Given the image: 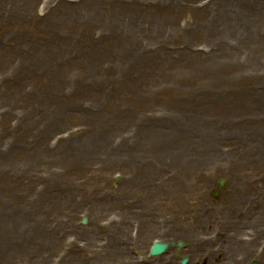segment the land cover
<instances>
[{
    "label": "rangeland",
    "instance_id": "374dc122",
    "mask_svg": "<svg viewBox=\"0 0 264 264\" xmlns=\"http://www.w3.org/2000/svg\"><path fill=\"white\" fill-rule=\"evenodd\" d=\"M235 6L0 0V264H264V0Z\"/></svg>",
    "mask_w": 264,
    "mask_h": 264
},
{
    "label": "bare ground",
    "instance_id": "6f19581e",
    "mask_svg": "<svg viewBox=\"0 0 264 264\" xmlns=\"http://www.w3.org/2000/svg\"><path fill=\"white\" fill-rule=\"evenodd\" d=\"M97 1H99V0H97ZM233 2H234V4L236 5L235 7H237V8H239L240 10H241V7H242V3H243V0H233ZM86 6H88L90 9H91V7H90V4H87ZM124 6H126V5H123L122 7H120V9H122ZM91 12H92V15H94V14H96L98 11H95V10H92L91 9ZM246 12H248V14H251L252 12H255V11H252V10H248V11H244L243 10V13L244 14H246ZM145 14H147V13H145ZM241 16V15H240ZM241 18L243 19V17L241 16ZM176 219V218H175ZM158 225V224H157ZM156 225V226H157ZM156 226H155V231H156ZM176 226H174V232L175 233H177V234H182L183 236H185V238L186 239H189V238H191V239H196L198 236L196 235L197 233H196V230H192L191 228V226L190 227H188L187 229H177V228H175ZM229 232V231H228ZM196 233V234H195ZM188 234V235H187ZM231 235V236H230ZM230 235H228L227 234V236L226 235H223L224 236V240H226L225 242V246H228L229 247V250H250L251 248H252V245L251 244H249L247 241H243V234H240V233H235V234H233V233H231ZM229 236V237H228ZM238 238V239H241V240H239V241H237L238 243H239V248H236V247H232L231 246V243H232V241H233V239L234 238ZM227 239L231 242L230 243V245L228 244V241H227ZM236 240V239H235ZM183 242V241H182ZM158 257V256H157ZM164 257V256H163ZM161 262L162 261H159V262H155V263H158V264H161ZM260 264V263H259ZM261 264H263V263H261Z\"/></svg>",
    "mask_w": 264,
    "mask_h": 264
},
{
    "label": "water",
    "instance_id": "95a60500",
    "mask_svg": "<svg viewBox=\"0 0 264 264\" xmlns=\"http://www.w3.org/2000/svg\"><path fill=\"white\" fill-rule=\"evenodd\" d=\"M225 180L222 179L220 181V187H223L225 184ZM215 195H218V191L215 193ZM179 246H182L183 243L179 242L178 243ZM168 247V243L164 242V243H155L152 249V253L153 254H159L165 251V249ZM188 262V257L184 258L181 264H186ZM252 264H257V262H253Z\"/></svg>",
    "mask_w": 264,
    "mask_h": 264
}]
</instances>
